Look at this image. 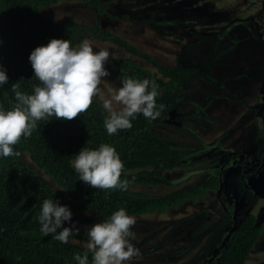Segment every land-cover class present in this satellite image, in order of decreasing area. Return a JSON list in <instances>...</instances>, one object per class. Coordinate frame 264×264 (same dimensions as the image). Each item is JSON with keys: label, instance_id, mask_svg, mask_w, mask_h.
<instances>
[{"label": "rangeland", "instance_id": "rangeland-1", "mask_svg": "<svg viewBox=\"0 0 264 264\" xmlns=\"http://www.w3.org/2000/svg\"><path fill=\"white\" fill-rule=\"evenodd\" d=\"M107 1L117 15H101L100 23L160 62L181 67L185 79L177 106L151 126L173 139L182 152V158L165 172L174 184L138 183L131 187L133 190L161 194L203 181L220 174L228 153L242 140L252 143L258 139L262 144L264 133L257 112L264 88L257 74L258 63L264 62L263 45L254 32L244 28L259 21L261 0ZM41 10L57 21L72 16L93 24L96 18L95 9L81 0H58ZM7 25L15 33L14 25ZM84 41L94 51L105 48L115 57H128L154 69L144 58L112 42L86 38L76 47ZM105 68L110 74L101 89L107 93L110 88L122 87V77L113 74L116 63L111 56ZM23 159L33 164L26 153ZM46 176L56 187L55 180ZM249 182L253 185L252 179ZM223 183L226 194L238 192L237 196H243L245 208L258 216L264 213V193H254L235 167H224ZM70 210L72 219L64 221L62 227L75 225L73 232L76 228L79 232L69 240L85 246L88 227L101 219L92 210ZM130 216L136 219L132 243L139 255L126 264H204L207 251L219 238L220 220L229 218L221 209L217 191L210 188L164 210ZM257 256L258 251L252 249L242 264H254ZM212 264H223L222 258L218 256Z\"/></svg>", "mask_w": 264, "mask_h": 264}, {"label": "trees", "instance_id": "trees-1", "mask_svg": "<svg viewBox=\"0 0 264 264\" xmlns=\"http://www.w3.org/2000/svg\"><path fill=\"white\" fill-rule=\"evenodd\" d=\"M57 1L0 0V64L9 78L0 86V108L11 110L17 103L11 91L12 84L17 81L20 91L33 94V86L39 85V81L34 77L30 54L53 38L69 40L73 47L86 38H96L144 58L154 69L143 67L128 57L116 56L113 74L122 79L131 77L155 81L160 93L157 108L160 104L165 107L156 120L149 121L142 114L137 115L132 118L131 129L109 136L104 125L108 112L96 99L86 113L71 121L56 118L38 121L31 137H23L15 146L20 156H0V264H78L74 256L78 253L83 256L87 250L84 245L71 240L62 243L54 238L56 234L45 236L41 232L39 215L45 199H52L70 209L92 210L103 222L120 209L128 215L164 210L214 186V181L208 179L161 194L131 188L138 183L174 184L165 172L182 158V152L173 139L151 126L163 120L177 106L185 85L182 68L160 62L103 26L99 20L101 15H117L109 9L107 0H81L84 5L95 9L93 24L72 16L57 21L42 12V6ZM9 23L14 25L13 34L8 28ZM105 143L115 147L124 162L121 180L130 182L126 191L93 188L79 179L72 166V159L83 147L94 150ZM25 153L33 164L24 161ZM46 175L55 180L57 188ZM253 221L254 216L235 232L223 264L245 261L260 232ZM62 230L63 227L57 233ZM74 235L77 234L73 232L71 236ZM92 256L89 252L88 264H92Z\"/></svg>", "mask_w": 264, "mask_h": 264}, {"label": "clouds", "instance_id": "clouds-1", "mask_svg": "<svg viewBox=\"0 0 264 264\" xmlns=\"http://www.w3.org/2000/svg\"><path fill=\"white\" fill-rule=\"evenodd\" d=\"M117 59L108 49L94 51L88 42L73 47L69 40L53 38L46 45L36 47L30 54L34 77L33 94L20 91L19 81L12 84L11 91L17 103L11 110L0 108V156H20L15 150L23 137H31L41 120L50 118L71 121L86 113L94 100L102 102L108 117L104 121L109 136L120 130L132 128V118L142 114L149 121L160 117L165 105L157 108L159 86L155 81H143L131 77L122 79V87L110 88L107 93L101 89L104 78L110 73L105 68L109 58ZM8 75L0 64V86L8 82ZM72 166L79 179L96 189L105 191L129 188L128 180H121L124 162L115 147L105 143L98 149L83 147ZM72 212L66 205L52 199L42 204L39 222L41 232L47 236L68 243L73 227H63L64 221H71ZM136 219L124 209L114 212L110 219L96 223L87 231V249L83 256H74L78 264H88L91 252L92 264H126L139 255L132 240ZM75 232L78 234L79 229Z\"/></svg>", "mask_w": 264, "mask_h": 264}, {"label": "flooded vegetation", "instance_id": "flooded-vegetation-1", "mask_svg": "<svg viewBox=\"0 0 264 264\" xmlns=\"http://www.w3.org/2000/svg\"><path fill=\"white\" fill-rule=\"evenodd\" d=\"M261 2L262 7H260V12L257 15L260 24L259 21H256L248 27L244 26V28L250 29L252 32H254L255 36L261 40L264 53V0H261ZM258 64L260 67V73L257 74V79L261 81V85L264 88V62H259ZM258 107V121L260 123V128L264 133V91L261 95V101ZM260 141L261 140L254 139L251 143L250 141L242 140V143L238 148L231 149V152L228 153L226 159L224 160L225 163L222 164L219 170L220 174L217 176L210 175L207 179H205L213 180L214 186L207 187L202 192H205L209 188L216 190L221 202V209L228 214L229 218H223V220H220L223 221V226H220L221 231L219 238L213 242L212 247H210V249L207 251L204 264H212L217 260L218 256L222 258L223 262L227 247L235 232L239 230L241 226L244 225L245 222H247L252 216H254V226L260 229V232L254 241L253 247L251 248V251L252 249L258 251L257 259L253 263L264 264V213H261L259 216L255 213H252L250 208L244 207V203L241 201L243 196H237L238 192L226 194L223 188L224 167L226 165H231L232 167H235L236 170L241 172L243 180L245 183H247V185L250 186L251 184L254 193H264V140L262 144L259 143ZM251 179L253 185L249 182Z\"/></svg>", "mask_w": 264, "mask_h": 264}]
</instances>
